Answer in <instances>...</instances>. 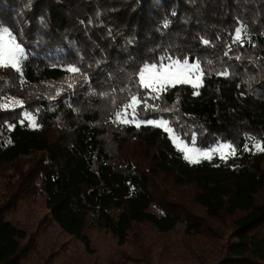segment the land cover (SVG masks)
Listing matches in <instances>:
<instances>
[{
	"label": "trees",
	"instance_id": "1",
	"mask_svg": "<svg viewBox=\"0 0 264 264\" xmlns=\"http://www.w3.org/2000/svg\"><path fill=\"white\" fill-rule=\"evenodd\" d=\"M0 24L27 55L22 76L0 67V264L36 249L38 232L6 213L38 195L88 251V229L125 245L140 225L167 235L179 224L193 251L209 222L229 219L236 240L218 264H264V0H0ZM169 57L199 62L202 83L153 93L157 110L141 105L137 121L169 120L201 149L229 144L226 158L192 163L163 128L113 123L131 93L148 91L138 72Z\"/></svg>",
	"mask_w": 264,
	"mask_h": 264
},
{
	"label": "rangeland",
	"instance_id": "2",
	"mask_svg": "<svg viewBox=\"0 0 264 264\" xmlns=\"http://www.w3.org/2000/svg\"><path fill=\"white\" fill-rule=\"evenodd\" d=\"M189 64L192 65V63ZM201 73V69L198 71L191 68L189 74L191 82L188 83L196 87L200 86L203 77ZM172 85L167 84L166 86ZM136 122L138 121L132 123L136 124ZM167 132L172 142L185 156L189 153L182 149L187 147L192 149L190 155L199 161L215 156L226 158L234 151L229 144L201 149L183 141L173 129ZM200 152H208L209 156L199 155ZM15 172H17L15 168L9 169L8 175L15 174ZM0 176H2L0 177L1 201L5 196L2 184L6 176ZM164 186L173 196L174 190L169 178L165 180ZM176 194L187 203L192 216L202 215V212L191 204L188 189H178ZM6 219L29 234L38 232L36 249L24 264H218L226 246L236 240L229 219L209 222L210 228L206 230L207 233L204 236L198 238L197 243L192 245L193 251L185 245L186 225L184 224L177 225L167 235L157 233L149 225H140L134 229L131 239L125 245H120L118 239L112 234L92 228L86 231L90 239V251H88L81 241L68 235L52 222L46 199L42 195L15 204L14 209L6 213ZM137 243L142 245L143 256L137 254ZM137 257H142L143 263L136 260Z\"/></svg>",
	"mask_w": 264,
	"mask_h": 264
},
{
	"label": "snow or ice",
	"instance_id": "3",
	"mask_svg": "<svg viewBox=\"0 0 264 264\" xmlns=\"http://www.w3.org/2000/svg\"><path fill=\"white\" fill-rule=\"evenodd\" d=\"M17 36L18 34L14 35L12 31H10L9 27L0 24V67L11 68L22 76L23 61L27 58V55L26 50L23 47L22 40H18ZM240 36L241 30L237 29V41L240 40ZM204 43L208 44V41H204ZM167 59L169 61L168 63H165L163 60H161L159 65L155 63L146 64L138 72L137 75L140 88L148 91L143 96H141L139 92L131 93L128 97V102L122 104L119 110L114 113L116 119L113 120V123H132L137 121L141 105H143L144 111H147L149 108L154 111L157 110L156 105H150L148 103L149 99L159 98L158 95L153 96V93H158L161 90H164L167 84L174 85L175 83L191 82L189 79L191 68H195L198 71L200 70L199 62L190 65L188 59L177 58L172 60L170 57ZM209 63L211 62L209 61ZM66 70L72 73L80 71V69L77 67H69ZM225 74L226 73H221V75ZM161 110L165 111L164 109ZM141 124L160 127L166 132L172 131V129L169 127L170 121L163 118L139 120L136 122L135 126L140 127ZM257 147L261 151H264V147H261L260 144H257ZM182 151L189 153V155L185 156V159H189L192 163H199V159L190 155L192 149L185 147L182 149ZM199 155L208 157L209 153L200 152Z\"/></svg>",
	"mask_w": 264,
	"mask_h": 264
}]
</instances>
